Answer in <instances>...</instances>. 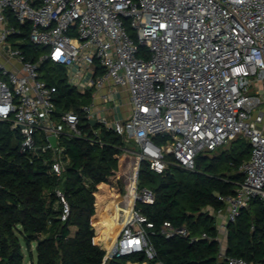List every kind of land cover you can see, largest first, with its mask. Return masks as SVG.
Segmentation results:
<instances>
[{"label":"built area","instance_id":"built-area-1","mask_svg":"<svg viewBox=\"0 0 264 264\" xmlns=\"http://www.w3.org/2000/svg\"><path fill=\"white\" fill-rule=\"evenodd\" d=\"M27 43L45 49L38 60L25 55ZM45 62L63 66L68 84L82 94L107 89L100 100L112 116L117 94L128 92L131 114L124 120L111 121L95 103L81 111L133 147L124 150L138 170L147 163L158 175L170 166L193 172L200 155L248 140L244 181L235 195L219 197L226 208L212 214L226 217L221 229L252 200L264 203V0H0V123L20 133L22 152L52 150V171L62 177L60 142L67 134L83 137L81 117L73 110L57 114V89L41 77ZM57 196L66 222L70 205L62 191ZM139 203L152 205L155 195L137 179L112 256L99 241L105 260L143 256L132 264H162L155 261V225ZM161 234L190 238L188 228L171 222ZM228 264L259 263L230 258Z\"/></svg>","mask_w":264,"mask_h":264},{"label":"trees","instance_id":"trees-1","mask_svg":"<svg viewBox=\"0 0 264 264\" xmlns=\"http://www.w3.org/2000/svg\"><path fill=\"white\" fill-rule=\"evenodd\" d=\"M23 49L32 61L45 51L30 43ZM40 72L57 89V114L72 110L80 113L83 137L63 135L60 146L64 149L65 172L59 177L52 171V150L37 155L22 152L20 133L11 128L10 122L0 123V264L143 261V256L105 260L106 251L96 243L99 236L109 254L115 252L124 208L130 203L131 188L123 177L131 166V158L135 161L132 165L137 166L135 157L124 149L133 147L127 146L114 130L102 124L93 126L82 114L81 106L92 104L94 90L82 94L71 87L63 66L45 62ZM226 146L228 149L223 150ZM226 146L200 155L193 172L170 166L164 175H158L147 163L137 169L140 188H147L155 195L154 204L139 203L137 209L155 225L152 240L157 251L156 262L228 264L230 258H240L264 264L262 201L252 200L236 222L228 225L224 254L216 219L208 211L226 208L219 197L235 195L237 184L244 181L240 168L251 156V144L244 138ZM59 190L71 209L66 222L61 220L63 206L57 196ZM165 222L188 228L190 238L203 234L209 238L195 243L189 237L167 239L161 234Z\"/></svg>","mask_w":264,"mask_h":264},{"label":"crops","instance_id":"crops-1","mask_svg":"<svg viewBox=\"0 0 264 264\" xmlns=\"http://www.w3.org/2000/svg\"><path fill=\"white\" fill-rule=\"evenodd\" d=\"M106 92H107V89H103V90H100V91H94V93H93L94 97H93V102L92 103H95L97 110H101L102 109V111H103L102 114L104 116H107L111 121H113V119H114L113 117H115L117 120L118 119H123L124 120L127 117H129V114L131 113V104L130 103H127L126 105L124 104V102L122 100V97H121V92L119 94H117V96H116V98L120 102V105H119V108H118V113L115 116H112L107 111L108 109H110L109 105H108V107L106 105L101 106L102 102H101L100 98H101L102 95L106 94ZM124 108H127V109L124 111ZM92 121H95V120H92ZM97 124H99V123L96 122V125ZM208 211H210L211 215L213 213H217V212H215V211H213L211 209H208ZM215 219H216V222H217V228H218V233H219L218 234V239H219V242L221 244L222 254H224L225 251H226V247H227L228 230L221 229L220 228V224L226 221V217L225 216H217V217H215ZM74 231H76V229H74ZM99 241H100V237L98 236L96 238V243L98 245L100 243Z\"/></svg>","mask_w":264,"mask_h":264},{"label":"rangeland","instance_id":"rangeland-1","mask_svg":"<svg viewBox=\"0 0 264 264\" xmlns=\"http://www.w3.org/2000/svg\"><path fill=\"white\" fill-rule=\"evenodd\" d=\"M121 97H122V100L124 102V104L126 105L127 103H130V98H129V95H128V92L126 90H123L121 91ZM110 105V104H109ZM103 106V105H101ZM108 107V105H106ZM127 108H124V111L126 110ZM260 110H263L264 111V105L261 106ZM131 114V113H130ZM129 114V116H130ZM132 147V146H131ZM229 146H226L225 148H223V150H226L228 149ZM220 152V151H219ZM218 152V153H219ZM217 153V154H218ZM131 166L129 167L128 169V173L126 175H124L123 177V181L124 183L126 184L127 187H130L132 188L133 184L136 182V179H137V166H135L134 164L132 165V163H135L134 159L131 158ZM128 208V206H126ZM124 208V206L122 208H124V210L127 208ZM116 247V245L114 246V248ZM34 247H33V252H34ZM28 264H30L29 261H27ZM35 262H36V254H35ZM132 264V263H131Z\"/></svg>","mask_w":264,"mask_h":264},{"label":"water","instance_id":"water-1","mask_svg":"<svg viewBox=\"0 0 264 264\" xmlns=\"http://www.w3.org/2000/svg\"><path fill=\"white\" fill-rule=\"evenodd\" d=\"M91 124L93 126H95L96 125V121H91ZM51 143H52L53 147H56L57 146V140H56V138H51Z\"/></svg>","mask_w":264,"mask_h":264},{"label":"bare ground","instance_id":"bare-ground-1","mask_svg":"<svg viewBox=\"0 0 264 264\" xmlns=\"http://www.w3.org/2000/svg\"><path fill=\"white\" fill-rule=\"evenodd\" d=\"M119 233V232H118ZM118 233H117V235H118ZM117 235H116V238H117Z\"/></svg>","mask_w":264,"mask_h":264}]
</instances>
